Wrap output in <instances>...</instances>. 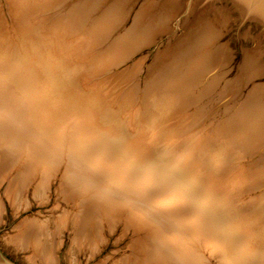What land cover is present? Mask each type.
<instances>
[{
	"label": "rangeland",
	"instance_id": "374dc122",
	"mask_svg": "<svg viewBox=\"0 0 264 264\" xmlns=\"http://www.w3.org/2000/svg\"><path fill=\"white\" fill-rule=\"evenodd\" d=\"M204 2L0 0L6 259L264 264V27Z\"/></svg>",
	"mask_w": 264,
	"mask_h": 264
},
{
	"label": "water",
	"instance_id": "95a60500",
	"mask_svg": "<svg viewBox=\"0 0 264 264\" xmlns=\"http://www.w3.org/2000/svg\"><path fill=\"white\" fill-rule=\"evenodd\" d=\"M215 0H205L202 8ZM232 3L242 16V25L248 21L258 22L264 27V0H227ZM0 264H15L0 253Z\"/></svg>",
	"mask_w": 264,
	"mask_h": 264
},
{
	"label": "bare ground",
	"instance_id": "6f19581e",
	"mask_svg": "<svg viewBox=\"0 0 264 264\" xmlns=\"http://www.w3.org/2000/svg\"><path fill=\"white\" fill-rule=\"evenodd\" d=\"M136 20H137V19H136ZM139 21H140V20H139ZM139 21H138V22H139ZM141 21H142V23H143V19H142ZM136 23H137V22H136ZM140 23H141V22H140ZM137 24H138V23H137ZM139 25H140V24H139ZM123 52H124V50L122 51V53H123ZM196 66H197V65H196ZM190 67H192V66H190ZM198 67H199V66H198ZM180 68H181V67H180ZM180 68H178V69H180ZM196 71H197V70H196ZM179 73H182V72H179ZM179 73H178V76H179ZM176 74H177V73H176ZM192 75H194V74L192 73ZM174 76H175V75H174ZM174 76H173V77H174ZM176 76H177V75H176ZM178 76H177V79H178ZM193 77H194V76H193ZM174 78H175V77H174ZM186 78H187V77H186ZM171 79H172V78H171ZM174 80H175V79H174ZM174 80H173V81H174ZM173 81L171 80L170 82H173ZM176 81H177V80H176ZM174 82H175V81H174ZM184 82H185V80L183 81V83H184ZM182 85H183V84H182ZM182 85H181V86H182ZM173 86H174V85H173ZM176 86H177V84H176ZM170 87H171V83H170ZM174 87H175V86H174ZM178 87H179V85H178ZM167 88H168V87H167ZM183 88H184V87H183ZM183 88H182V89H183ZM169 89H171V88H169ZM179 89L181 90V87H180ZM174 90H176V89H174ZM174 90L172 89L173 92H174ZM177 90H178V88H177ZM169 91H171V90H169ZM175 92H176V91H175ZM175 92H174V93H175ZM177 92H179V90H178ZM177 92H176V93H177ZM174 93H173V95L176 96L177 94H174ZM170 94H171V93H170ZM171 96H172V95H171ZM173 97H174V96H173ZM167 201H168V199H167ZM1 208H2V207H1ZM38 246H40V245H38ZM38 248H40V247H38ZM51 259H52V257H51ZM54 264H55V263H54Z\"/></svg>",
	"mask_w": 264,
	"mask_h": 264
}]
</instances>
